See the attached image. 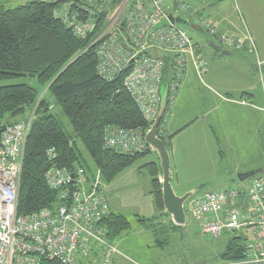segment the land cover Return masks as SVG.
I'll return each mask as SVG.
<instances>
[{"label":"built area","instance_id":"1","mask_svg":"<svg viewBox=\"0 0 264 264\" xmlns=\"http://www.w3.org/2000/svg\"><path fill=\"white\" fill-rule=\"evenodd\" d=\"M223 1L122 0L89 44L96 47L99 74L112 80L124 73L123 86L143 117L153 122L161 106L167 56L171 57L173 70L169 103L176 97L189 65L199 76L207 70L190 34L170 20L171 13L197 18L222 49L252 56L262 74L264 56L251 31L246 26L238 34L221 30L208 15L209 7ZM108 2L63 0L55 17L78 36L87 38L95 31L97 15ZM34 118L33 110L7 125L0 135V264H41L42 257L64 264H113L120 252L109 239L106 219L111 210L99 170L88 179L83 168L72 172L52 167L46 174L47 184L60 191L62 203L27 215L18 213L24 150ZM159 131L165 134L163 128ZM146 132L142 128L114 127L107 131L105 144L121 154H141L149 146ZM248 179L247 185L237 189L211 191L195 198L187 213L208 236L247 231L243 262L264 264V180L260 176Z\"/></svg>","mask_w":264,"mask_h":264},{"label":"trees","instance_id":"2","mask_svg":"<svg viewBox=\"0 0 264 264\" xmlns=\"http://www.w3.org/2000/svg\"><path fill=\"white\" fill-rule=\"evenodd\" d=\"M121 1L109 0L97 15L95 31L87 38L78 36L55 17L63 0H31L15 8L0 4V129L23 119L33 110L35 113L24 150L18 198L20 215L62 203L60 191L47 184L46 174L52 167L72 172L83 168L88 179L99 170L104 182L110 183L138 158L151 152L148 146L141 154H121L105 144L111 128H142L146 132L152 123L143 117L123 86L125 74L105 79L98 72L96 47H89L94 34L105 27L108 16ZM190 17L184 18L191 21ZM211 40L208 38L207 44ZM194 43L196 47L199 44ZM165 61L164 74L170 85L173 78L171 57L167 56ZM20 76L35 77L41 90L28 83L5 84ZM56 106L69 120L72 131L64 129L54 110ZM162 124L163 119L160 128ZM159 135L169 147L163 133L159 131ZM79 142L89 152L91 162L80 151ZM146 166L152 176L151 194L160 210L159 216H168L164 212L159 163L150 162ZM159 216L143 217L141 221L146 227H152ZM106 223L110 229L109 239L113 242L131 228L127 217L117 212H111ZM235 234L230 237L221 258L227 264H248L243 262L248 237ZM41 264L64 263L42 257Z\"/></svg>","mask_w":264,"mask_h":264},{"label":"crops","instance_id":"3","mask_svg":"<svg viewBox=\"0 0 264 264\" xmlns=\"http://www.w3.org/2000/svg\"><path fill=\"white\" fill-rule=\"evenodd\" d=\"M217 5L209 7L208 15L221 30L240 33L236 22L214 12ZM255 40L264 56V43ZM197 51L206 61L207 70L199 76L192 64L188 66L161 126L170 144L172 182H179L181 173L191 176L207 171L228 153H233L238 172H264V70L261 74L254 58L244 52L229 50L230 54H222L210 47L207 50L201 43ZM109 206L114 212L110 202ZM161 217L169 220L174 229L187 225L176 227L170 215ZM119 255L114 256L113 264L121 263V259L116 262Z\"/></svg>","mask_w":264,"mask_h":264},{"label":"rangeland","instance_id":"4","mask_svg":"<svg viewBox=\"0 0 264 264\" xmlns=\"http://www.w3.org/2000/svg\"><path fill=\"white\" fill-rule=\"evenodd\" d=\"M28 1L31 0H0V4L6 8H15ZM213 9L219 16L236 22L237 30L243 32L246 26L259 44L264 43V0H226ZM212 11L211 9V13ZM190 19L191 25L180 26L188 31L193 41L201 43L208 50L206 40L209 35L202 29L197 18ZM6 83H28L41 90L35 77L20 76ZM44 93L45 90L42 95ZM54 110L59 115L64 129L72 131V126L60 107L56 106ZM79 149L85 159L91 162V156L81 142ZM155 155L154 152H149L138 158L131 167L104 185V191L114 212L125 215L131 223V228L114 240L120 252L116 262L121 259L120 264H224L221 253L233 232H226L220 237L205 235L188 213L187 225L182 228L174 229L173 224L162 217L157 218L152 227H146L141 221L143 217L159 215L154 205V196L151 194L152 176L146 166L151 160H158ZM243 172V169L239 172L236 170L233 153H228L214 166H208L205 172L191 176L181 173L180 181L176 180L172 185L178 195L194 191V195L185 203L188 210L195 198L207 192L237 189L247 185L249 179L239 178V174ZM257 176L264 180V172H258ZM237 234L248 237L247 231L240 230L235 235Z\"/></svg>","mask_w":264,"mask_h":264},{"label":"water","instance_id":"5","mask_svg":"<svg viewBox=\"0 0 264 264\" xmlns=\"http://www.w3.org/2000/svg\"><path fill=\"white\" fill-rule=\"evenodd\" d=\"M170 20L173 23L191 25V21L182 17L179 14H170ZM209 47L214 51L220 52L222 54H230V51L227 49H222L219 44L211 40L209 42ZM165 72V70H164ZM168 94H169V84L166 79V74H164L163 82L161 84V106L160 110L150 124L145 139L149 144V147L152 152L158 156L159 166L161 170V186H162V198L164 203V212L170 215L177 225L187 224V213L185 208L186 201L194 195V191H189L183 195H178L172 185L173 175H172V163L171 155L169 149L166 145L164 139L159 135L160 124L164 117L167 104H168ZM7 125H3L0 129L1 133L6 129ZM259 170L253 169L239 174L240 180H246L253 176H256Z\"/></svg>","mask_w":264,"mask_h":264}]
</instances>
